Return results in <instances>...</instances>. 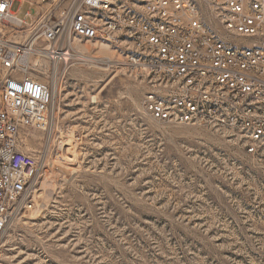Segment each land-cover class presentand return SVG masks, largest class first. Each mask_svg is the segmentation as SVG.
<instances>
[{
	"label": "rangeland",
	"instance_id": "1",
	"mask_svg": "<svg viewBox=\"0 0 264 264\" xmlns=\"http://www.w3.org/2000/svg\"><path fill=\"white\" fill-rule=\"evenodd\" d=\"M113 1L140 12L148 0ZM194 1L215 34L243 39L208 0ZM13 10L37 12L20 0ZM73 44L57 78L46 58L31 57V74L51 76L59 93L50 127L21 132L20 149L37 161L34 204L11 217L0 264H264L256 162L226 131L151 120L128 43Z\"/></svg>",
	"mask_w": 264,
	"mask_h": 264
},
{
	"label": "built area",
	"instance_id": "2",
	"mask_svg": "<svg viewBox=\"0 0 264 264\" xmlns=\"http://www.w3.org/2000/svg\"><path fill=\"white\" fill-rule=\"evenodd\" d=\"M15 1L0 0V237L34 204L37 161L20 149L21 132L46 131L52 119L55 84L31 74V57L57 78L75 40L128 43L151 120L226 131L264 172V0H208L237 42L215 34L194 0H148L140 12L113 0H20L37 9L24 18Z\"/></svg>",
	"mask_w": 264,
	"mask_h": 264
},
{
	"label": "bare ground",
	"instance_id": "3",
	"mask_svg": "<svg viewBox=\"0 0 264 264\" xmlns=\"http://www.w3.org/2000/svg\"><path fill=\"white\" fill-rule=\"evenodd\" d=\"M34 14L30 13V16H33ZM25 23L29 24V21H26ZM101 48L106 49L107 46L106 45H101ZM61 81V80H60ZM59 93V82H55L54 85V90H53V101H54V97L57 96V94ZM60 95V94H59Z\"/></svg>",
	"mask_w": 264,
	"mask_h": 264
}]
</instances>
